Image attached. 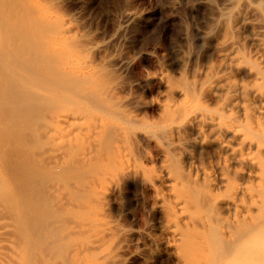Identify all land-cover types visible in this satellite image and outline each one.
Masks as SVG:
<instances>
[{
    "label": "bare ground",
    "instance_id": "6f19581e",
    "mask_svg": "<svg viewBox=\"0 0 264 264\" xmlns=\"http://www.w3.org/2000/svg\"><path fill=\"white\" fill-rule=\"evenodd\" d=\"M15 3L10 0L5 6L18 13L11 14L13 18L5 14L4 18L14 19L15 25L24 21L23 29L20 28L21 33L15 31L21 34V40L14 43L12 31L13 38H9L12 45L2 50L14 62L2 65L6 75L1 81L10 88L9 95L13 93L15 100L23 102L20 105L24 104V108L25 104L38 106L35 113L38 124L34 128L45 140L39 157L42 163L50 164L46 163L48 167L39 178L31 179L37 178L50 196L41 205L38 202L40 206L35 211L32 203L28 211L34 212L29 217L21 216L20 211L21 238L20 233L17 236L13 233L16 241L21 240L17 243L19 247L12 244L10 237L15 229L11 231L8 221H0V264L6 261L1 249L5 245L13 250V258L20 264H116L121 254L115 238L122 229L110 217L106 203L121 179L143 171L135 153L137 143L133 144L137 134L134 123L141 120L130 106L135 99L120 94L124 85L110 71L96 65L85 52L68 45L72 44V37L64 18H51L49 7L40 0ZM244 8H240L241 12ZM229 15L225 14L224 20ZM258 25L252 32L256 43L252 52L243 47L234 30L226 25L219 46L220 59L209 65L205 76L180 88L183 99L170 101L169 120L155 132L169 154L157 173L162 182L158 198L166 213L164 231L182 264H260V261L264 264L256 249L257 246L261 249L258 244L263 246L264 240L263 17ZM206 97L216 104L210 105ZM189 124H196L198 132L218 146V157L209 166L190 163L185 168L171 160V149L183 153L188 145L184 140L175 141L173 134ZM40 159L33 161L40 166ZM39 166L36 169L40 170ZM22 229L20 226L18 231Z\"/></svg>",
    "mask_w": 264,
    "mask_h": 264
},
{
    "label": "rangeland",
    "instance_id": "374dc122",
    "mask_svg": "<svg viewBox=\"0 0 264 264\" xmlns=\"http://www.w3.org/2000/svg\"><path fill=\"white\" fill-rule=\"evenodd\" d=\"M0 1L4 2L0 4V25L2 26L0 27V82H2V78L6 75L2 70V65L14 62V59L4 55L5 51L2 50H6L5 47L12 45L13 41L16 43L21 40V34L16 32L21 33L19 31H21L20 28L23 27L21 25L24 21L22 20L23 22L21 21L22 23L19 25V20L16 22L18 26L15 25V20L12 19L11 14L18 12L13 13L12 9L9 11V7L5 6V3L10 0ZM40 1L49 7L53 16L51 18H64L69 25L70 38L72 37V44L68 42L70 47L85 52L86 56L96 65L106 68L112 76L122 81L124 89L120 90V94L135 99V103H131L130 106L138 118H141V120L135 121L137 124L134 123L137 134L133 139V144L137 143V148L134 146L135 153L139 157L143 171L139 174L140 176L134 175L121 179L118 187L107 197V211L122 229L115 238V243L119 246V255L121 254L120 260L116 264H182L168 244L164 231L166 213L158 198L157 192L162 186V182L157 177V173L162 163L168 160L169 154L163 150L155 132L159 126L169 120L167 106L170 101L174 103L183 99L180 88L186 87L195 78L205 76L209 65L220 59L219 46L226 34V25H229L232 31L234 30L233 32L238 36L246 50L252 52L256 48V43L252 39V32L258 28L259 18H264V0ZM15 2H17L16 5H19V3L23 4L24 0H15ZM244 2L247 7H245ZM3 5L8 10L2 7ZM242 7L245 8L241 12L242 9L240 8ZM18 11L20 12V10ZM227 13L230 14L229 18L224 20ZM5 14L12 17V20L10 17L6 20ZM232 15L234 16L232 17ZM14 18H18V16ZM5 24L8 26L7 29ZM6 31H9V35ZM10 34L13 37L15 35V37L13 38ZM5 35H8L7 38ZM10 37L13 38L12 42ZM3 83H0V221H8L7 224L12 227L8 225L11 231L15 229L11 232L10 237L14 242L12 244H16L15 247H17L21 242L20 238L23 232V225L21 222L18 223L21 216L29 217L30 214L32 215L38 208L37 206L46 202L50 196L48 191L45 193L46 189L42 184L37 182V178L35 180L31 178L32 176L39 178L50 163L45 161L42 163L39 157H42L40 148L45 140L44 137L35 132L34 128L38 124L36 119L38 114H35L38 106L29 105L26 107L25 104L24 108V104L20 105L23 102L18 101V99L16 102L15 98L12 97L13 93L10 94L11 96L9 95L10 90L7 89L10 88L7 85L3 86ZM1 90L3 91L1 92ZM7 93L8 95H6ZM10 97L12 98L10 99ZM206 98L211 103L210 105L216 104L215 100ZM2 101L4 103L7 101V103L4 104ZM9 101L12 106L16 104L15 106L18 108L12 107L8 103ZM12 101L15 104H12ZM12 111L19 112V114H14ZM32 116L35 117L31 118ZM26 121L29 125L26 124ZM23 122L24 125H22ZM198 130L196 124H189L173 134L175 141L184 140L188 142L186 151L183 153H177L174 149L170 150L173 162L178 161L183 167L189 168L190 163H201L209 166L217 159L219 150L216 142L203 137ZM30 132H34V135ZM24 147H26L25 150ZM27 147L29 148L28 152L26 151ZM33 148L34 151L37 150L36 153L38 151L39 153L36 154ZM18 153H22L23 157ZM29 157L32 161L33 159L36 161L40 159L42 165L39 166L36 161L31 163ZM20 159L24 164L20 163ZM26 163L28 167L25 165ZM20 164L24 166L21 167ZM16 165L17 167L20 166L17 168L19 171H17ZM37 166L40 167V170L36 169ZM22 168L26 169L25 172ZM31 169L32 171H29ZM29 173H31L30 176H28ZM24 180L28 181L25 182ZM16 184H20V186H15ZM34 188L37 194L34 192ZM17 190H21L20 194ZM24 191L27 192L26 196ZM38 194L41 195V198ZM36 195L38 196L36 197ZM31 205L36 207H33L34 211L30 210L31 212H29L28 210L32 209L30 208ZM25 209L28 214L25 213ZM19 213L23 215L19 217ZM5 218L7 220H4ZM13 222L18 223V225ZM19 225L22 229L21 232L18 231ZM14 232L16 236L20 233L18 235L20 238L18 237L17 241L16 236H13ZM19 240L20 242H18ZM262 243L264 246V240ZM258 245L259 247L261 245V249L257 246V255L264 260V247L262 244ZM5 246L8 249L4 246L1 248L6 255L4 264H20L15 260V257L13 258V250L9 246ZM260 262L263 264V261Z\"/></svg>",
    "mask_w": 264,
    "mask_h": 264
}]
</instances>
